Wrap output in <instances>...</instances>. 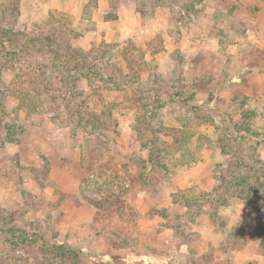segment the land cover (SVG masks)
<instances>
[{
	"label": "rangeland",
	"instance_id": "1",
	"mask_svg": "<svg viewBox=\"0 0 264 264\" xmlns=\"http://www.w3.org/2000/svg\"><path fill=\"white\" fill-rule=\"evenodd\" d=\"M262 12L0 0V264H264ZM135 13L150 26L124 33ZM73 68L87 78L57 88L81 95L54 114L35 86L14 92Z\"/></svg>",
	"mask_w": 264,
	"mask_h": 264
},
{
	"label": "trees",
	"instance_id": "2",
	"mask_svg": "<svg viewBox=\"0 0 264 264\" xmlns=\"http://www.w3.org/2000/svg\"><path fill=\"white\" fill-rule=\"evenodd\" d=\"M112 2H113V0H112ZM120 5H121L120 1L117 5L112 4V7H111V3H110V12L111 13L114 12V16H113L114 19L117 18L118 12L116 14V11H118L120 9ZM138 11H140V10H138ZM47 39H49V38L44 39L46 44L48 43ZM53 43H54V41H51L50 43H48V47H50L51 44H53ZM79 51L84 52L82 50H79ZM54 58H55L56 62H60L57 54L53 57V59ZM42 74L44 76L45 72L35 73V75L28 74L25 77L26 81H25L24 87L21 86L20 90H18V91L14 90V92L16 93V95H19V94H22V92L26 88H28V87L33 88L35 86L34 89L37 92H40L39 93L40 96H43V102L47 99V101L49 103L48 108L50 107L49 111L52 112V114H54L57 110H59V104H58L59 102H60V104L65 103V101L68 99L67 96H71L70 98H72L73 100H76V97L81 95V93L75 89L76 84H74L73 89H68V91H63V89L57 88V85L60 83H66L69 80L76 83L75 79L80 77V76H85L87 78V74L81 73V71L79 69L73 68L69 71H66L64 73H58V74H56V72L53 70V72L51 71V74H50L51 76L49 75V77L46 79L47 82L45 84H40L38 87L35 84V82L39 83V82L44 81V79L41 78ZM27 94L28 93H26V95ZM67 106H68V104H67ZM66 110H67V107H66ZM55 118L57 119L58 117H55ZM105 202H106V199H104V200L100 199L98 204L102 205ZM15 236H16L15 238L17 240L16 242H18V243H27L30 240L29 235L24 233V232L20 233L18 235H15Z\"/></svg>",
	"mask_w": 264,
	"mask_h": 264
},
{
	"label": "crops",
	"instance_id": "3",
	"mask_svg": "<svg viewBox=\"0 0 264 264\" xmlns=\"http://www.w3.org/2000/svg\"><path fill=\"white\" fill-rule=\"evenodd\" d=\"M258 2L261 3L262 8H263L264 7V2H262L261 0H258ZM131 6H132V4L130 2V4H129V8L130 9H132ZM121 18L122 17H120L119 20H120V23H122V26H120L119 29L122 30L124 33H128L132 29L137 31V33H140L141 31H144L145 29H147L150 26V24L147 22V20H145L143 17H141L137 13L132 14V16H127L125 18V20H123ZM165 21L166 20L163 19V17L161 19H159V20H156V22L158 24L162 25L161 27H163V25L165 24ZM251 21H252V25L254 23H257V27H256L257 32H259L261 27H262V32H260V34L259 33L255 34L254 33L255 31H253L252 32V36H251V38H252L251 41L254 42V43L256 42V44H255L256 46H261L262 44H264V30H263V27H264V12H262V14H260V17L256 16V19L253 17L251 19ZM167 37H168V40H170L169 43L171 44V36H167ZM186 38H187V40H189V39L191 40V38H188V37H186ZM173 40H176V39H173ZM179 43H181V42H179ZM262 48H264V45L262 46ZM263 73H264V60L261 61V62L259 61V63L256 65V69H254V71H253V74L257 75L256 79H259L261 77V75H263ZM255 85L256 86L254 88L256 89V91L254 92V96H257V97L259 96L260 97V95H259V94H261L260 91L263 90V93H264V83L262 81L261 82L257 81V83H255ZM263 93H262V95H263Z\"/></svg>",
	"mask_w": 264,
	"mask_h": 264
}]
</instances>
